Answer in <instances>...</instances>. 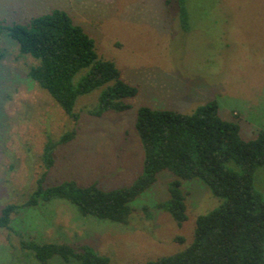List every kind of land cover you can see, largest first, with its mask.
<instances>
[{
	"label": "rangeland",
	"instance_id": "obj_1",
	"mask_svg": "<svg viewBox=\"0 0 264 264\" xmlns=\"http://www.w3.org/2000/svg\"><path fill=\"white\" fill-rule=\"evenodd\" d=\"M188 27L177 4L164 0H0L6 23H27L54 8L66 10L95 39L97 51L116 62L123 79L138 87L126 99L131 107L94 116L102 87L81 96L76 121L28 76L36 59L19 43L0 37V212L23 203L44 170L48 136L76 129V137L56 150L46 185L64 180L97 183L104 189L131 185L143 173L144 147L136 128L141 106L192 113L210 100L220 115L237 121L241 135L264 131V0H188ZM81 71L78 74L82 73ZM177 176L161 171L157 180L130 202L129 223L83 215L61 198L24 207L12 227L0 228V264H41L23 250L21 238L88 244L113 264H145L185 249L194 239L197 217L222 199L199 178L181 179L188 218L181 225L156 205L169 198ZM264 195V165L255 172ZM182 236L184 241H177ZM49 264L66 262L54 255Z\"/></svg>",
	"mask_w": 264,
	"mask_h": 264
},
{
	"label": "trees",
	"instance_id": "obj_2",
	"mask_svg": "<svg viewBox=\"0 0 264 264\" xmlns=\"http://www.w3.org/2000/svg\"><path fill=\"white\" fill-rule=\"evenodd\" d=\"M164 2L177 4L187 28L188 0ZM4 32L19 43L22 54L36 59L28 76L76 121L78 99L101 87L98 103L87 109L88 113L99 117L109 110L121 112L131 107L126 99L135 96L138 87L123 79L115 61L98 53L95 39L66 10L54 8L31 16L27 23L8 24L0 17V37ZM219 110L215 99L192 113L141 106L136 128L144 147L143 173L131 185L113 189L75 180L46 185L58 146L72 141L77 130H67L58 138L48 136L42 153L44 170L36 188L23 203L11 202L1 209L0 228L10 229L21 208L53 198L74 203L83 215L129 223L130 202L149 188L161 171L170 170L177 178L170 183L169 198L156 206L170 213L179 225L188 218L181 179H201L222 202L197 217L190 245L145 264H264V195L255 188V172L264 165V131L246 139L239 123L224 119ZM176 240L183 242L184 238ZM21 247L41 264H49L54 255L79 264H113L88 244L73 246L22 237Z\"/></svg>",
	"mask_w": 264,
	"mask_h": 264
}]
</instances>
